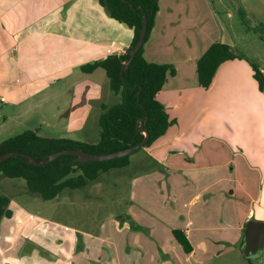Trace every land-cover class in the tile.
<instances>
[{
  "label": "crops",
  "instance_id": "1",
  "mask_svg": "<svg viewBox=\"0 0 264 264\" xmlns=\"http://www.w3.org/2000/svg\"><path fill=\"white\" fill-rule=\"evenodd\" d=\"M158 4L144 57L175 66L157 94L174 122L125 166L134 171L151 165L149 183L135 188L150 194L143 203L151 213L166 218L145 219V230L174 240L173 230H180L191 254L240 250L245 223L264 221V90L242 54L223 61L210 85L200 86L198 58L211 43H226L214 6L210 0ZM132 37L130 26L96 0H0V102L19 105L53 90L54 97L64 96L69 125L80 128L109 106L110 91L102 67L87 73L80 66L123 53ZM189 177L194 187L182 185ZM157 180L167 193L164 204L151 199ZM126 216L131 227L119 229L115 220L117 231H137L140 220Z\"/></svg>",
  "mask_w": 264,
  "mask_h": 264
},
{
  "label": "rangeland",
  "instance_id": "2",
  "mask_svg": "<svg viewBox=\"0 0 264 264\" xmlns=\"http://www.w3.org/2000/svg\"><path fill=\"white\" fill-rule=\"evenodd\" d=\"M210 1L217 12L220 39L233 52L258 64L264 73V31L247 30L238 13V8L246 11L249 27L264 25V0ZM50 91L19 105L0 102V142L25 130H34L43 138L98 139V116L92 113L80 128L71 127L63 113L68 108L64 96L54 97ZM119 100L120 96L110 90L105 101L110 106ZM142 150L131 153L130 158ZM149 167L102 171L83 187L65 189L50 200L28 191L23 179L0 174V195L8 197L5 208L10 210L0 218V264H247L237 248H222L220 255L208 257L203 251L191 254L176 239L149 234L145 219L166 218L159 217L160 212L151 213L143 203L150 194H138L135 188L149 183ZM192 180L189 177L182 185L194 187ZM156 183L151 199L164 204L167 193L159 180ZM133 205L139 208L133 209ZM123 215L140 220L137 231H117L115 220ZM157 221L168 229L166 221Z\"/></svg>",
  "mask_w": 264,
  "mask_h": 264
},
{
  "label": "trees",
  "instance_id": "3",
  "mask_svg": "<svg viewBox=\"0 0 264 264\" xmlns=\"http://www.w3.org/2000/svg\"><path fill=\"white\" fill-rule=\"evenodd\" d=\"M96 1L106 8L111 18L127 24L133 31L131 43L123 53L108 55L101 60L80 66L87 73L102 67L108 78L109 89L120 96L119 102L102 106L98 118L100 126L98 139L95 142H84L66 138H43L34 130H25L1 141L0 155L8 151H17L28 153L41 161L48 154L66 148H79L92 153L113 152L138 143L144 137L145 130L149 137L144 147L138 149L141 150L164 135L174 122L169 118L157 94L167 77L176 73L175 66L170 63L148 61L144 57V44L152 31L159 9L158 0ZM238 13L247 30L264 31V25L248 26L247 13L243 8H238ZM143 14L147 18L144 42L126 70L121 73V67L128 59L127 52L138 38ZM235 57L242 56L233 52L230 45L223 42L211 43L197 60L199 85L207 88L218 66L223 61ZM251 66L259 89L264 90V73L256 63L252 62ZM130 155L96 162H78L74 160L73 155H62L42 165H33L25 157L14 155L0 162V174L23 179L28 191L50 200L65 189L83 187L96 179L102 171L127 166L130 163ZM8 201V197L0 195V218L10 213V210L5 208ZM173 235L184 250L191 251V245L183 232L175 229Z\"/></svg>",
  "mask_w": 264,
  "mask_h": 264
},
{
  "label": "water",
  "instance_id": "4",
  "mask_svg": "<svg viewBox=\"0 0 264 264\" xmlns=\"http://www.w3.org/2000/svg\"><path fill=\"white\" fill-rule=\"evenodd\" d=\"M122 1L126 2V0H122ZM146 27H147V18L146 15L143 14L142 25L138 38L134 43V45L127 52L128 59L123 63L121 67V73L124 70H126L133 56L142 46L146 34ZM137 125L139 128V122L137 123ZM143 133H144V137L138 143L129 146L127 148H123L113 152L92 153L79 148H66L60 151L52 152L48 154L43 160L39 161L28 153L8 151L0 155V162L14 155H20L25 157L28 160V162L33 165H42L49 163L62 155H73L74 160L78 162L105 161L131 154L137 151L138 149L144 147L145 143L148 140L149 134L145 130H143ZM130 219L131 218L129 216L117 218L116 219L117 227L119 229H122L124 227H128V228L131 227ZM240 252L248 264H264V221L250 219L245 223L242 232V240L240 243Z\"/></svg>",
  "mask_w": 264,
  "mask_h": 264
}]
</instances>
